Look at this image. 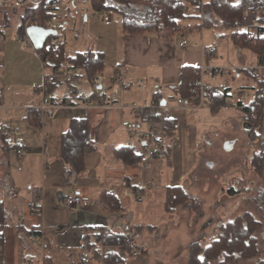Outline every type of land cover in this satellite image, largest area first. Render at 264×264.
Instances as JSON below:
<instances>
[{"label": "crops", "instance_id": "1", "mask_svg": "<svg viewBox=\"0 0 264 264\" xmlns=\"http://www.w3.org/2000/svg\"><path fill=\"white\" fill-rule=\"evenodd\" d=\"M261 1L264 4V0ZM67 5L69 6V4ZM19 8L22 7L9 6L1 11L4 13L1 18L3 23H6L8 17L10 19V15L16 14L19 17L16 28L10 33L15 39L27 12L23 7L18 13ZM70 10V6L67 9L63 8L62 16H65ZM85 18L86 16L83 20ZM203 30L204 28H199L195 32L199 36H189L188 41L185 38L186 32L178 33V36H175L176 34L169 36L152 33L128 34L122 31L121 58L123 59L118 60L117 66L123 70L127 80L141 84V87L138 86L139 88L133 91L120 92L116 96L112 92L111 75L113 73L106 71L105 63L101 75L103 80L101 83L104 82V84L102 83L103 90L99 91V94H102L105 99L99 102L95 95L91 98L92 92H87L89 90L85 86L77 88L76 85L66 82L63 84L60 81L52 91V101L62 102L70 99L68 97L71 94L75 105L51 109L42 126L32 120H25L22 116L25 113V107L36 104L39 100L36 87L43 79V65L35 48L34 51L22 50L26 55L32 56L28 57L31 68L26 72L23 70L25 62L22 64L9 62L6 52L11 46L10 44L18 47L19 50L21 48L15 43L5 41V37L2 38L3 32L0 31V129L9 130L8 147L0 145V200L4 203L7 214V226L2 229L3 244L0 245L1 264H28L30 255L35 252L26 239L27 232L35 221V218L28 214L27 209L28 201L31 199L28 190L30 186H36L42 190L41 224L46 239L48 260L51 264H76L80 255L87 251L83 244L86 230L92 232L95 228H107L110 232H135L133 249L141 247L143 239L141 236L151 237V232L155 229L152 228L153 225L133 224V212L124 213L122 195L129 192L137 196L143 185L148 184L149 190L163 191L164 201L166 187L180 186L176 184L175 180L178 177L173 172L172 165L174 154L177 151L172 145L174 140L179 138V142L182 143L185 139H193L199 144L207 143L209 145L208 137L217 139L221 133L233 130L235 118L243 119L244 116V113L236 106H234L231 115H224L219 112L228 106L213 113L207 107H200L196 110H180L173 107V102L168 101L172 107L169 116L173 131L169 136V148L165 158H146L138 163L126 165L121 164L112 156L114 149L127 145L128 132L125 129V123L135 119L130 105L148 104L154 94L153 86L155 88L162 87L160 89L163 91L165 99L173 97L180 84L181 67L196 68L201 64L208 63L213 66L229 68L223 70L213 80L215 85L223 89L229 88L226 79L231 72L239 76L243 71H236L231 67L257 64L255 54L251 53L253 61L248 62L247 57L241 54L244 49L238 51L227 35L213 33L211 41L205 43ZM34 34V31L30 34L27 33L29 41ZM183 40H186L185 47L176 48L175 46ZM230 44L237 52V56L230 59L229 63H225L223 59L218 58L219 49L224 50L225 59H228V50L226 49H229ZM203 46L214 47L215 54L210 57L205 56L202 52ZM62 69L64 70L65 67ZM45 71L51 72L47 69ZM62 87L67 88L63 94ZM72 118L87 119L93 146L84 154L83 170L76 176L68 178L67 165L60 156V136L68 129ZM230 121H232V126L228 127L226 122ZM234 139L235 137H227L224 140ZM14 144L15 146L11 147ZM17 148H24L25 154L18 156ZM134 150L137 154H143L139 148H134ZM182 161L184 162V160ZM184 165L183 163V167ZM183 174L184 171L180 176ZM10 187L18 189L17 197L12 199L7 197ZM74 187L80 188L85 195L89 196L90 200L86 207H69L61 199L62 193L70 192ZM101 191H112L118 195L121 209L114 213L108 212L100 203L99 194ZM129 202L130 200L127 198L128 205H130ZM137 225L142 228L139 230ZM66 228H73V233L78 238V244L63 246L53 239V233ZM80 243L83 251L75 253L73 248ZM63 249H66L67 252H63L65 251ZM57 250L58 255L55 254ZM132 250L128 251L125 259L131 257Z\"/></svg>", "mask_w": 264, "mask_h": 264}, {"label": "rangeland", "instance_id": "2", "mask_svg": "<svg viewBox=\"0 0 264 264\" xmlns=\"http://www.w3.org/2000/svg\"><path fill=\"white\" fill-rule=\"evenodd\" d=\"M208 1L202 0L203 3ZM231 1L237 3L234 2L237 0ZM69 6L71 10L66 13L64 18L66 26L63 32L66 53L73 55L76 52L91 48L103 51L106 60V71L113 73L112 77L122 76L123 83H129L132 86L128 89H122L118 85H113L112 92L138 89V84L127 80L123 70L117 66L118 60L123 59L121 58L122 15L115 12L112 16L111 25L106 26L99 16L90 14L91 6L87 0H76L75 7H72L71 4ZM22 8L18 9V13ZM187 11H190L189 7ZM206 11L207 9L200 8L198 18H186L180 21V24L199 25L200 29L204 28L202 34L205 43L211 41L213 33L215 35L221 33L230 37L233 30L238 31L237 27L225 28L220 19L211 11H208L209 19L205 21ZM263 11L264 9L260 8L254 13L258 17ZM3 14L0 11L2 38L5 37V41L15 43L21 48L19 50L18 47L10 44L11 46L6 52L7 58L9 57V62L13 64L25 62L23 70L26 72L27 69L31 68L28 57L31 58L32 56L26 55L22 50L34 51L35 46L41 44L49 30L39 25H30L28 32L32 33L34 31L35 34L31 36V46H28L25 40L19 41L10 35L13 29L16 28L19 17L16 14L10 15V19L8 17L6 23H3L1 21ZM85 16L86 18L83 20ZM197 30L195 29L190 33L186 32L185 38L187 41L189 36H199L198 33H195ZM178 33L182 32L174 33L175 36H178ZM219 50L218 58L223 59L225 63H229L230 59L237 56V52L231 44L229 49H226L228 50L229 60L225 59L224 50ZM251 53L246 49L241 52L242 55L247 57L248 62L253 61L251 58L253 54ZM26 63L28 64L26 65ZM235 74L231 72L226 79L229 86V99L233 100L239 97L244 104H248L253 97L251 88L253 79L244 70L240 72L239 76ZM32 78L34 77L32 76ZM102 83L104 84V82ZM72 85H76L77 88L78 86H85L89 90L85 91L93 92V87L84 78L80 84L72 83ZM160 88L162 87H152L154 92ZM61 89L62 94L67 90L66 87ZM72 97L70 94L68 98L74 102ZM229 105L223 108L219 114L231 115L235 105ZM130 106L138 105L131 104ZM226 123H228V127L232 126V121ZM234 126L233 130L221 133L220 137L217 136V139L208 137L209 145L207 143L199 144L193 139H185L182 143L179 142V138L174 140L172 145L177 151L174 154L172 165L173 172L178 177L175 181L176 184L184 188L188 197L184 203L174 206L170 213L166 212L163 208L164 205H162L163 191L149 190L148 184L143 185L139 193L141 195L140 201L137 200L135 194L125 192L122 195L124 213L133 212L132 223L153 225L152 228H155L151 232V237H148V235L141 236V238L143 237L141 247L133 249L131 257L126 258L123 264H187L188 245L191 242L200 241L202 246L207 245L212 238L216 237L220 224L233 220L245 211L251 212L257 219L261 217V212L264 213V177H258L255 174L250 160L252 154L259 149L260 144L264 141V108L259 117L258 136L255 139L252 140L248 137L243 119L235 118ZM227 137H235V139L224 140ZM230 141L232 147L226 149L224 145ZM183 163L185 164L184 167ZM183 171L184 174L180 176ZM231 189L234 192L231 193ZM127 198L130 200V205L127 203ZM141 228L142 226L139 230ZM72 229H61L53 233L52 237L63 246L78 244V238H76V234L73 233ZM254 235L257 238L256 255L247 259H242L238 255L226 264H258L260 258L264 259V226L255 231ZM73 249H75V253L83 251L81 243L78 246L75 245ZM63 250H65L63 252H67L66 249ZM55 254L58 255V250ZM92 254V264H115L107 261L108 255L100 258L96 252ZM220 260L212 261L211 264H219Z\"/></svg>", "mask_w": 264, "mask_h": 264}, {"label": "trees", "instance_id": "3", "mask_svg": "<svg viewBox=\"0 0 264 264\" xmlns=\"http://www.w3.org/2000/svg\"><path fill=\"white\" fill-rule=\"evenodd\" d=\"M95 9L112 8L122 15L121 27L128 34H163L172 35L176 32H192L199 29V25L180 24L186 18H198L200 8L207 9L206 18L209 19L208 11H211L220 19L225 28L239 26L243 18L249 12H255L263 8L261 0H240L233 3L231 0H209L200 5L199 0H91ZM190 11H187V8ZM30 13L26 12L22 22ZM260 26L254 30L255 38L248 37V32L233 30L230 34L231 42L236 47H241L255 54L258 65H264V11L257 17ZM21 25L19 30L21 29ZM52 35H46L42 46L35 49L45 69L54 72L65 67V70L75 68L81 72V76L89 81L92 77L102 75L105 67L104 53L92 49L79 51L73 55L66 53L64 42L57 47H47L46 42ZM237 71V70H236ZM247 75L253 79V97L248 104L242 101L235 104L243 113L245 130L250 139H255L259 117L264 108V69L255 74ZM197 67L183 66L180 69L179 91L188 94V88L196 78ZM94 93H91V98ZM229 88H223L220 94L212 97L217 109L229 106L227 102ZM105 99V98H103ZM172 126V123L170 122ZM9 130L0 129V145L8 147ZM11 145V147H14ZM93 146L90 138L89 124L86 118L70 119L68 129L60 136V156L67 165L68 178L76 176L84 168V154ZM112 156L121 164L138 163L144 159L143 154H137L133 147L128 145L113 150ZM251 167L258 177H264V141L255 151L250 160ZM230 192H234L233 189ZM188 194L181 186H168L164 191V209L171 212L174 206L180 205L187 200ZM99 200L102 206L110 213L121 209L119 197L112 191H101ZM261 210V209H260ZM262 211V210H261ZM7 226V214L4 203L0 200V245L3 244L2 229ZM264 226V213L257 219L249 211L243 212L233 220L220 224L215 238L202 246L200 241H193L188 245L187 264H211L212 261L220 260L219 264H226L238 255L242 259L251 258L257 253V238L254 232ZM138 229L139 225L136 226ZM124 232H112L108 236L98 233V228L92 232L85 231L83 244L87 251L96 252L101 244L120 245L127 239ZM133 245L127 250L131 251ZM107 261L115 264L125 263V258L120 257L118 252H112L107 256ZM258 264H264L260 258Z\"/></svg>", "mask_w": 264, "mask_h": 264}, {"label": "built area", "instance_id": "4", "mask_svg": "<svg viewBox=\"0 0 264 264\" xmlns=\"http://www.w3.org/2000/svg\"><path fill=\"white\" fill-rule=\"evenodd\" d=\"M91 6L90 14L100 17L104 25H110L112 16L115 11L112 8L107 9H95L92 6L91 0H87ZM76 0H0V11L5 10L9 6L23 7L29 11V15L26 16L21 24V29L18 32L17 40H25L27 45H31L27 37V28L30 25H39L49 30L52 35L46 42L47 47H57L63 43V32L66 26L65 16H62L61 10L69 8L67 4H71L75 7ZM200 5L203 4L202 0H199ZM68 12V11H67ZM260 26L257 16L254 12H249L243 18L239 26H237L239 32H248L250 39L255 38L254 30ZM186 45V40L180 42L176 47L183 48ZM238 51H241V47H236ZM215 48L212 46H203L202 52L205 56L210 57L215 54ZM42 64V62H41ZM44 68V67H43ZM228 68L213 66L208 63L201 64L197 67L196 78L188 88V94H181L179 88L177 89L175 96L170 99H165L163 91L157 89L152 100L146 105L131 106L130 108L134 112L135 119L125 123V129L128 132L127 145L133 148H139L142 150L143 155L147 159L165 158L168 152V140L171 132L173 131L170 125L169 111L171 106L168 101L173 102V107L180 110H196L200 107H207L213 113L216 112V106L214 105L212 97L220 94L223 89H220L213 83V80L223 70ZM233 70H246L250 75L255 74L258 70H263L264 65H250V66H237L231 67ZM83 80L81 72L78 69L71 68L68 70H59L54 72H46L44 68L43 79L40 85L36 87V93L39 100L36 104L25 107V113L22 116L25 120H32L39 125H44L48 112L57 107H71L75 103L71 99L63 100L62 102L52 101V91L54 87L58 85L60 81L68 84L78 83ZM102 76L97 75L89 80V84L93 87V92L99 102L103 101L102 94L99 91L103 90L101 84ZM112 85H118L122 89H128L131 84L123 83L122 76L112 77ZM141 87V84H138ZM115 95H119L120 90H116ZM242 101L239 97L230 100L227 97L229 104L235 105ZM16 153L18 156L25 154L24 148H17ZM31 199L28 201L27 209L28 214L34 217L31 228L28 230L26 239L31 247L35 250L34 254L30 255V261L28 264H51L48 260V253L46 251V239L42 229L41 219L43 215V208L41 204L42 190L36 186H30L28 188ZM18 189L10 187L8 191V198L12 199L18 196ZM137 200H141V195L137 194ZM61 199L69 207H86L89 203V196L85 195L80 188L74 187L70 192H64L61 194ZM98 233L102 236H108L111 232L107 228H99ZM136 237V233L129 232L127 239L120 245H108L101 244L96 253L98 257L104 258L112 252H118L120 257H125L128 253V248L133 245V241ZM93 252H83L76 264H92ZM1 264V263H0Z\"/></svg>", "mask_w": 264, "mask_h": 264}, {"label": "water", "instance_id": "5", "mask_svg": "<svg viewBox=\"0 0 264 264\" xmlns=\"http://www.w3.org/2000/svg\"><path fill=\"white\" fill-rule=\"evenodd\" d=\"M26 32L29 33V32H28V28H27ZM49 33H50V32H48L46 35H48ZM29 34H30V33H29ZM46 35H45V37H46ZM45 37H44L43 40L41 41V44H40V45L38 44L37 46H35V49H36V50L39 49V48L42 46V43H43ZM224 146H225L226 149H230V148L232 147V143H231V141L228 142V143H225Z\"/></svg>", "mask_w": 264, "mask_h": 264}]
</instances>
